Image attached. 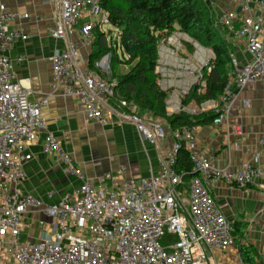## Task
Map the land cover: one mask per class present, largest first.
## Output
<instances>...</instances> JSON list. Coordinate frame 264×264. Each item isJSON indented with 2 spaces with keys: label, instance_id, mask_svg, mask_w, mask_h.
<instances>
[{
  "label": "built area",
  "instance_id": "obj_1",
  "mask_svg": "<svg viewBox=\"0 0 264 264\" xmlns=\"http://www.w3.org/2000/svg\"><path fill=\"white\" fill-rule=\"evenodd\" d=\"M49 1L55 12L50 35L65 42L64 49L49 59L52 80L63 84L65 95L77 98L78 108L89 122L106 124L109 120L104 113L115 98L116 82L84 64L80 47L72 41L75 35L84 47H91L95 29L107 24L102 0ZM210 2L217 12L216 25L250 57L241 67L234 53L229 54L222 94L208 104L217 114L212 123L220 125L227 122L232 104L249 82L264 83V0ZM85 18L89 20L83 22ZM16 19L0 4V264H213L211 256L226 252L233 236L231 222L211 195L210 180L249 189L264 179L260 155L236 170L221 167L213 151L197 150V125L172 129L161 119L140 117L120 100L119 108L130 110L116 111L121 121L131 122L138 135L151 144L168 136L170 147L158 170L148 177L125 180L120 168L115 174L121 179L120 187L109 190L94 184L76 168L71 153L46 131L42 109L47 98L33 101L29 90L11 81L14 65L9 53L17 41L28 38L11 28ZM173 33L166 42L180 36ZM116 46L119 54H126ZM160 71L157 65L155 73ZM185 111L199 113L195 108ZM232 130L236 135L243 131L238 124L232 125ZM43 131V152L55 154L65 174L80 181L59 201L47 204L21 189L26 179L24 165L31 158L29 148ZM257 144L264 151V134ZM182 150L193 169L190 175L176 168ZM46 194L51 199L57 193L51 189ZM36 212H42L47 220L38 221L35 239L23 237L22 220ZM261 234L264 238V228Z\"/></svg>",
  "mask_w": 264,
  "mask_h": 264
},
{
  "label": "crops",
  "instance_id": "obj_2",
  "mask_svg": "<svg viewBox=\"0 0 264 264\" xmlns=\"http://www.w3.org/2000/svg\"><path fill=\"white\" fill-rule=\"evenodd\" d=\"M0 4L17 17L11 28L28 35L26 41H17L9 53L14 65L11 81L29 90V97L33 101L47 98V104L42 109L45 129L71 153L76 168L94 184L109 190L120 187L121 179L115 175L120 168L124 169L122 175L125 180L144 178L155 173L170 147L168 136L155 144L147 142L138 135L131 122L121 121L116 115V111L128 112L126 108H119V99L116 98L110 102L112 109L104 113L108 120H113V125L89 122L79 110L77 98L65 95L63 84H55L52 80V64L49 59L64 49L65 42L54 40L50 35L55 18L50 1L0 0ZM25 14V18L18 17ZM72 41L80 47V55L86 64L91 47H84L75 35ZM158 42L157 61L161 71L156 73L157 85L167 93V115L190 108L198 109L199 113L209 111L210 100L200 105L191 101L181 107V93L186 91L188 94L192 84L199 85L198 90L202 91L204 81L201 79V83H194L189 76L190 70L187 71L189 65L179 62L173 49L162 41ZM232 52L241 67L250 61L243 46L233 45ZM19 57L22 60L16 62ZM108 63V59L106 61L104 58L97 65L107 71ZM179 68L186 72H177ZM231 107L227 122L215 125L212 121H206L197 125V150L213 151L218 164L229 170H236L260 155V168L264 171V151L257 144L259 136L264 134V83L249 82ZM234 124L241 125V135L233 132ZM46 131L41 132L29 148L31 158L24 165L26 179L21 186L23 193L32 194L45 204L59 201L64 193L77 188L80 183L65 174L63 164L55 154L43 152ZM106 175H111V178L107 179ZM209 188L216 204L231 222L235 236L232 246L226 252H215L211 256L212 263L238 264L241 259V264H264V238L261 234L264 228V179L256 181L254 186L246 190L211 179ZM51 189L57 194L49 199L46 193ZM183 198H186L185 194ZM36 216L39 220H47L42 212L26 216L22 223V236L33 239L37 237L39 230L33 229ZM24 225L27 227L24 228ZM245 258H250L252 262Z\"/></svg>",
  "mask_w": 264,
  "mask_h": 264
},
{
  "label": "trees",
  "instance_id": "obj_3",
  "mask_svg": "<svg viewBox=\"0 0 264 264\" xmlns=\"http://www.w3.org/2000/svg\"><path fill=\"white\" fill-rule=\"evenodd\" d=\"M100 6L107 14V24L121 32L120 46L123 51L132 59L138 60L130 72L116 77V99L126 101L140 117L161 119L172 129L199 125L212 121L217 116L213 110L193 115L183 109L167 115V93L158 87L155 73L160 38L173 32L188 35L196 43L211 49L214 60L209 73L206 70L201 72L202 80L205 81L202 92H197L199 85L192 84L189 93L181 99V107L187 106L191 101L200 105L208 100H218L227 81L231 44L226 39L227 35L214 26L213 7L209 0H102ZM95 31L87 60L89 68L106 54L100 45L101 34H95ZM112 59L117 60V57L112 55L110 61ZM178 157L176 168L192 174L187 153L182 150ZM233 230L232 227L231 236L234 240ZM245 259L252 262L250 258Z\"/></svg>",
  "mask_w": 264,
  "mask_h": 264
},
{
  "label": "rangeland",
  "instance_id": "obj_4",
  "mask_svg": "<svg viewBox=\"0 0 264 264\" xmlns=\"http://www.w3.org/2000/svg\"><path fill=\"white\" fill-rule=\"evenodd\" d=\"M212 7H214L213 4H212ZM213 13H214V15H213L214 26L218 29V31H223L221 27L216 25L217 12L215 10H213ZM88 20H89L88 18H85L82 21L87 22ZM96 30L97 31H95V34H97V33L101 34L100 39H99L100 45L102 46V49L106 52V54L103 55L100 58V60L96 61L95 64L90 67V69H93L97 73L102 74L106 78H110L111 80L116 82V79H118L116 77L123 76L124 74L130 72L137 65L138 60L132 59L127 53L125 55H121L118 53L116 45L119 44V46H120V36H121L120 31L114 30L110 25H107V24L102 26L101 29H96ZM173 34L171 33V35H163L159 41H162L163 44L165 43L166 45H168L171 48V50L173 49V51L175 53V57L177 60H179V62L185 63L187 66L189 65V69L187 71L190 70L189 76L192 77V79L194 80V83L200 82V80L202 79L201 72L203 70H206V73H209L210 71L207 70V67H209L210 70L212 69V61L214 60L213 52H212V54H213V56H212V54L210 53L211 49H209L205 46L203 47L199 43H196L195 41H193V39L189 38L188 35H185V34L179 33V32L175 33V34H180V36L175 35V37L173 38V40H174L173 42H171V43L166 42L165 40L167 39V37H171ZM223 34L225 35V33H223ZM226 39L231 44L230 46H231V52H232L233 42L229 39V37H226ZM157 45H158V47H157V54H158L159 44H157ZM112 55H115L117 57V60L112 59L110 61V58ZM104 58L106 59V61L108 59V62H109L108 63L109 69L107 71H104L100 65H97L98 62H100ZM157 60H158V57H157ZM158 64H159V62L157 61V65ZM110 68H111V70H110ZM178 71L179 72H182V71L186 72V70H184L183 68H179V70H177V72ZM172 72H173V70H171V73ZM177 77L178 78L180 77L182 79V76H180V75H178ZM177 77H175V78H177ZM175 78L173 77V79H175ZM202 81H204V80H202ZM204 87H205V81H204ZM203 89L204 88H202V90ZM197 92L201 93L202 91H199L197 89ZM181 96L182 97L185 96L183 94V92L181 93ZM128 112H130V110H128ZM113 123H114L113 120H109L106 124H101V125L110 126V125H113ZM38 220H39V218H38V216H36L35 223L33 224L34 231L39 229ZM22 223H24L23 220H22ZM26 227L27 226L24 225V228H26ZM24 236L27 237L26 235H24Z\"/></svg>",
  "mask_w": 264,
  "mask_h": 264
},
{
  "label": "water",
  "instance_id": "obj_5",
  "mask_svg": "<svg viewBox=\"0 0 264 264\" xmlns=\"http://www.w3.org/2000/svg\"><path fill=\"white\" fill-rule=\"evenodd\" d=\"M241 12V9L238 11V13H240ZM210 53L212 54V51L210 50ZM212 56H213V54H212Z\"/></svg>",
  "mask_w": 264,
  "mask_h": 264
}]
</instances>
